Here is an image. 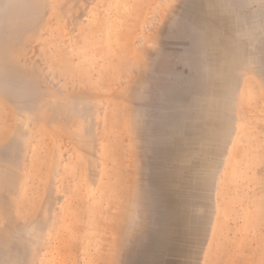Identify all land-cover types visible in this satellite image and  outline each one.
Here are the masks:
<instances>
[{
    "label": "rangeland",
    "instance_id": "374dc122",
    "mask_svg": "<svg viewBox=\"0 0 264 264\" xmlns=\"http://www.w3.org/2000/svg\"><path fill=\"white\" fill-rule=\"evenodd\" d=\"M164 260L264 264V0H0V264Z\"/></svg>",
    "mask_w": 264,
    "mask_h": 264
},
{
    "label": "bare ground",
    "instance_id": "6f19581e",
    "mask_svg": "<svg viewBox=\"0 0 264 264\" xmlns=\"http://www.w3.org/2000/svg\"><path fill=\"white\" fill-rule=\"evenodd\" d=\"M166 197H164V203L167 204L168 209L171 211V213H172V219H173L172 226L174 227V229L171 231V233H174V235L177 238L178 231H179V229H177V224L179 223V221H178V218L179 217H177L178 216L179 209H178L177 203H176V201L174 199H171L169 197H167V199H166ZM170 248L168 249L169 251H171V252H177L176 249H174V248L170 249ZM168 250H167L166 253H168ZM161 264H173V263L164 260L163 263H161Z\"/></svg>",
    "mask_w": 264,
    "mask_h": 264
},
{
    "label": "crops",
    "instance_id": "0c3cea01",
    "mask_svg": "<svg viewBox=\"0 0 264 264\" xmlns=\"http://www.w3.org/2000/svg\"><path fill=\"white\" fill-rule=\"evenodd\" d=\"M241 24H243V26H241L242 29L240 28L241 31L246 32L247 31V27L244 26V22H241ZM256 75H257V78H259L257 72H256ZM249 79H250V76L246 75L244 83H246V82L249 83ZM241 91L242 92H241V95H239L240 96L239 99H261V93L259 95V92H261V91H259L258 89L255 90L253 88H250L248 86V84H245L243 86V90H241Z\"/></svg>",
    "mask_w": 264,
    "mask_h": 264
}]
</instances>
